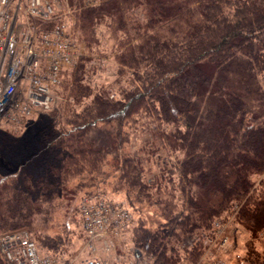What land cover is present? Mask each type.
<instances>
[{"label": "trees", "instance_id": "obj_1", "mask_svg": "<svg viewBox=\"0 0 264 264\" xmlns=\"http://www.w3.org/2000/svg\"><path fill=\"white\" fill-rule=\"evenodd\" d=\"M68 7L89 48L99 43L96 27L112 29L117 75L130 76V89L110 99L108 86L85 84L91 49L67 80L64 107L44 114L31 153L2 154L0 235L30 228L41 251L71 255L61 234L32 226L71 206L85 186H71L73 175L101 170L109 152L90 133L114 121L116 189L133 210L157 208L160 216L155 228L141 217L131 231L147 259L196 264L200 240L229 214L257 238L264 231V186L255 187L264 175V0H68ZM145 117L151 139L141 152L167 153L152 179L143 157L123 152L125 128ZM16 136L1 131L0 150L16 145ZM189 240L195 244L187 247Z\"/></svg>", "mask_w": 264, "mask_h": 264}, {"label": "rangeland", "instance_id": "obj_2", "mask_svg": "<svg viewBox=\"0 0 264 264\" xmlns=\"http://www.w3.org/2000/svg\"><path fill=\"white\" fill-rule=\"evenodd\" d=\"M28 1L29 0H19L23 10L19 13L17 25L22 31L26 30V23L28 21V16L25 12ZM93 1L95 0H85V3L90 5ZM54 6L55 15L53 19L46 23L36 22V24L46 28L45 26H47V23L53 21L54 25H49L52 26V28L56 26L65 27L69 34L77 40L81 55H79L77 59L76 66L67 72L66 78L56 90L54 101L49 111L54 107H64L67 102V93L69 94V92H67V80H69L70 74L78 67L82 60L90 56L91 49L92 51H96V55H94L91 62H87L86 68H94L92 69L93 71L87 74L85 84L90 85L93 89H96L98 85L104 84L109 87L110 99H120L122 97L121 89H130V83L128 81L130 76L125 75V77H119L117 75L118 64L115 60L114 53V50L117 48V41L114 38L112 29L107 27L106 24L96 27V37L99 39V43L96 45L93 44L92 47L89 48L85 41L82 40L80 33L75 31V17L68 7V0H54ZM49 111L38 110L32 117L18 122H14L5 117L0 119V132L6 129H13L17 134V139L14 140L17 142L16 145H11L0 150V163L5 162L6 158L3 156L4 154H7L6 156H13L18 153L26 156L31 153L30 150L35 146L37 137L43 129L42 127L45 125L46 121H48L44 114ZM64 115L65 117L67 116V114ZM65 117L61 119V123L67 128ZM151 123L152 121L148 117L139 121H131L125 128V131L128 133V138L123 147V152L125 154H138L140 157H143L146 170L145 177L148 179H152L155 174L159 172L161 158H167V153L164 151H159L156 154H150L149 152L146 155L141 152V149H143L148 140L151 139V132L149 130ZM90 137L96 144L102 146L109 152L101 170L90 176L85 171L80 175H73L70 180L71 186L76 187V185L80 183H84L85 186L77 189L75 200L72 202L71 206L69 208H60L54 213L52 218H49L50 220L37 218L32 226V228H42L43 225L44 228L46 225L48 228L45 229V233L49 235L61 234L64 239V246L62 244V247L72 253V256H77L79 259L86 258L90 255L89 252H91L88 247H85L86 242L82 232L78 210L80 199L84 195L102 194L114 201L123 202L132 210L135 224L141 217L144 218L148 227L155 228L160 222V216L158 211H156L157 208L145 207L143 209L144 213L143 211L138 212L136 210V208H138L136 205L133 210L128 203L123 189H116L119 173L116 172V167L111 165L115 152V122L99 123L92 129ZM255 182V187L259 190L262 189V186H264V175L256 177ZM24 229L31 234L30 228ZM41 235H44V233L42 232ZM200 242L202 244V251L195 262L196 264H264V231H262L257 238H252L251 234L236 222L234 214L216 219L211 229ZM131 244H133L132 237L128 235L120 241V244L118 243L116 247L118 253L111 250L107 252L103 244H96L95 246L97 247V255L104 260L105 264H112L117 255L118 257L121 256L120 258H124L127 255L126 251L128 248L126 249L125 247ZM194 244L195 242L189 240L186 246L190 247ZM184 264H188V262L185 261Z\"/></svg>", "mask_w": 264, "mask_h": 264}, {"label": "built area", "instance_id": "obj_3", "mask_svg": "<svg viewBox=\"0 0 264 264\" xmlns=\"http://www.w3.org/2000/svg\"><path fill=\"white\" fill-rule=\"evenodd\" d=\"M22 10L19 0H0V119L14 122L30 118L38 110L49 111L56 90L81 55L77 40L65 27L46 29L36 24L53 19L54 0L28 1L24 31L17 25ZM78 210L85 247L91 251L86 258L45 253L28 231L20 229L0 235V256L5 264H105L95 245L117 252L118 243L134 227L132 210L102 194L84 195ZM125 248L127 255L120 258L117 252L112 264H158L133 244Z\"/></svg>", "mask_w": 264, "mask_h": 264}]
</instances>
